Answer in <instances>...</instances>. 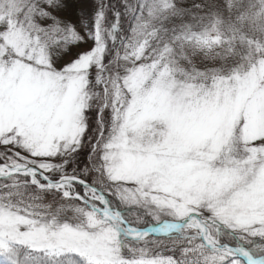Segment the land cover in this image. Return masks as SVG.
<instances>
[{"label":"snow or ice","instance_id":"snow-or-ice-1","mask_svg":"<svg viewBox=\"0 0 264 264\" xmlns=\"http://www.w3.org/2000/svg\"><path fill=\"white\" fill-rule=\"evenodd\" d=\"M0 0V264H264V0Z\"/></svg>","mask_w":264,"mask_h":264},{"label":"trees","instance_id":"trees-1","mask_svg":"<svg viewBox=\"0 0 264 264\" xmlns=\"http://www.w3.org/2000/svg\"><path fill=\"white\" fill-rule=\"evenodd\" d=\"M91 3H92V0H83L82 7L85 6L86 7L85 9L89 8V10H90L91 9Z\"/></svg>","mask_w":264,"mask_h":264},{"label":"rangeland","instance_id":"rangeland-1","mask_svg":"<svg viewBox=\"0 0 264 264\" xmlns=\"http://www.w3.org/2000/svg\"><path fill=\"white\" fill-rule=\"evenodd\" d=\"M84 8H86L85 6H83ZM86 10H89V8L88 9H86Z\"/></svg>","mask_w":264,"mask_h":264}]
</instances>
